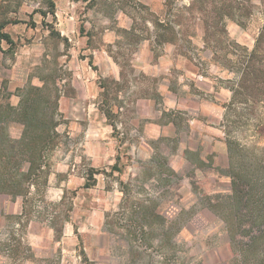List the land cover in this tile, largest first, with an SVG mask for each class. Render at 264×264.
<instances>
[{
  "label": "rangeland",
  "instance_id": "1",
  "mask_svg": "<svg viewBox=\"0 0 264 264\" xmlns=\"http://www.w3.org/2000/svg\"><path fill=\"white\" fill-rule=\"evenodd\" d=\"M247 1L243 27L214 0H0V264H233L212 205Z\"/></svg>",
  "mask_w": 264,
  "mask_h": 264
},
{
  "label": "trees",
  "instance_id": "2",
  "mask_svg": "<svg viewBox=\"0 0 264 264\" xmlns=\"http://www.w3.org/2000/svg\"><path fill=\"white\" fill-rule=\"evenodd\" d=\"M205 1L210 0H201ZM214 1L222 2L218 7L221 14L237 17V22L243 27L246 26L244 19L251 18L255 8L247 0ZM260 5L264 6V0H260ZM52 7L51 14L55 17L54 3ZM8 13L7 7L1 5L0 39H9V35L3 32L11 23ZM205 43L210 44L211 41L206 39ZM214 43L220 46L221 38ZM241 59L238 80L232 83V97L225 105L230 189L228 195L219 196L221 202L212 207L219 209V216L231 238L233 264H264V146L255 141L252 145H242L233 136L234 128L246 125L251 127L249 136L253 140L264 138V26L259 29L254 49L251 52L246 50ZM254 107L262 108L263 115L257 123H249V112ZM239 117L247 122L238 120Z\"/></svg>",
  "mask_w": 264,
  "mask_h": 264
}]
</instances>
